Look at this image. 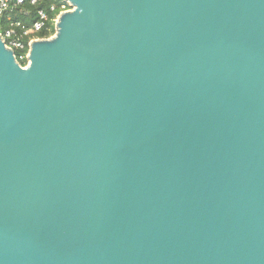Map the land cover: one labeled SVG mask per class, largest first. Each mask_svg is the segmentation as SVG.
Masks as SVG:
<instances>
[{"label": "water", "instance_id": "water-1", "mask_svg": "<svg viewBox=\"0 0 264 264\" xmlns=\"http://www.w3.org/2000/svg\"><path fill=\"white\" fill-rule=\"evenodd\" d=\"M0 37V264H264V0H63Z\"/></svg>", "mask_w": 264, "mask_h": 264}, {"label": "built area", "instance_id": "built-area-1", "mask_svg": "<svg viewBox=\"0 0 264 264\" xmlns=\"http://www.w3.org/2000/svg\"><path fill=\"white\" fill-rule=\"evenodd\" d=\"M40 0H32V4H36ZM66 3V2H65ZM25 4V0H0V17L4 14H7L9 12L14 11L16 8L22 6ZM56 7L53 6L51 8V12H55ZM66 8H63V11L61 13L67 12ZM60 13V14H61ZM60 14L56 17L55 20H53V24L56 26L58 17ZM38 21H36L30 29H27L19 22H13L11 17L8 18L9 25L6 30H0V37L2 38L5 46L7 49L12 50L15 53L16 60L18 62V58L16 53H21L28 50L26 54L20 55L21 60L27 61V65L29 64V49L31 47V44L35 41L49 39L47 38H39L36 36L37 33L42 32L43 30H49V23L51 19L44 11L38 12ZM18 64H20L18 62Z\"/></svg>", "mask_w": 264, "mask_h": 264}, {"label": "trees", "instance_id": "trees-1", "mask_svg": "<svg viewBox=\"0 0 264 264\" xmlns=\"http://www.w3.org/2000/svg\"><path fill=\"white\" fill-rule=\"evenodd\" d=\"M55 6L56 11L51 12V8ZM63 8L67 10H71L69 4L65 3L63 0H40L35 5L32 4V0H25V4L16 8L14 11L4 14L0 17V30H6L9 25L8 18L11 17L13 22H19L27 29L33 27L34 23L38 21V12L44 11L49 18L51 19L49 23V30H43L40 33H37L36 36L39 38H47L56 33L55 25L53 24V20L63 11ZM27 49L21 53H16L18 62L22 67L27 66V61L21 60L20 55H24L27 53Z\"/></svg>", "mask_w": 264, "mask_h": 264}, {"label": "rangeland", "instance_id": "rangeland-1", "mask_svg": "<svg viewBox=\"0 0 264 264\" xmlns=\"http://www.w3.org/2000/svg\"><path fill=\"white\" fill-rule=\"evenodd\" d=\"M72 10V9H71Z\"/></svg>", "mask_w": 264, "mask_h": 264}]
</instances>
